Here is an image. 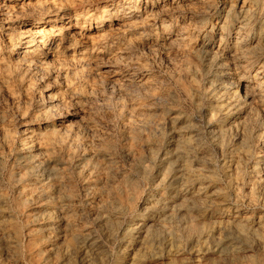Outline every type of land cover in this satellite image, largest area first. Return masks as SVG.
Listing matches in <instances>:
<instances>
[{
	"label": "bare ground",
	"instance_id": "1",
	"mask_svg": "<svg viewBox=\"0 0 264 264\" xmlns=\"http://www.w3.org/2000/svg\"><path fill=\"white\" fill-rule=\"evenodd\" d=\"M256 2L257 0L243 1L240 17L233 20L236 24V29L232 31L235 40L227 46L221 42L226 39L224 33L227 22L226 19L223 21L224 23L220 25L222 37L220 44L214 51L215 53L220 51L229 53L233 58L242 53L245 37H242L241 30H245L249 26L252 18L251 6ZM87 3L88 0H0L1 28L5 30L1 29L3 32H0V70L3 67L7 80L18 82L27 93L34 88V85L22 78V71L40 70L46 75H40L39 78L42 82L48 78L54 81L52 89H49L48 84H45V88L43 87L41 93L39 92L42 106L39 111L29 114L23 113L22 117L27 123L22 131V136H19L20 138H14L5 128L0 129L3 146L7 147L12 155L14 154L18 163V170L10 171L7 174V179L16 192V197L11 199L5 193L3 186L0 185V264H4L5 255L11 259L14 255L16 256L18 245L23 236L28 237L29 252L36 257V259L33 258L36 264H48L49 257L57 256L60 251H62L63 257L55 256L54 262L56 264H73V261H70L73 254L77 252H85L86 254L88 250H92L97 255L95 259H89V264L102 263L107 250L102 246L101 243L104 242H100L97 231H89V229L80 231L77 228L78 219L84 215L95 228L100 224L107 225H105L108 230L105 234V240L118 243L119 259L129 264H151L157 259H167L182 250H188L196 259H194L196 264H210L202 261V258L200 259L201 255L207 251H214L219 255H228L237 251L241 245L250 246L256 240L264 245V219L244 215L238 209H222L218 215L213 211L216 206L218 208L220 205L224 206L235 200L234 195L240 192H236L237 180L231 177L226 167L224 169L225 190L219 189L216 183L210 179L211 176L207 173L209 170L207 171L202 165L206 161L208 165L210 156L208 157L206 152L201 151L202 142L200 143L194 133L196 129L190 120L180 117L176 110L163 119L153 118L151 112L146 109L145 103L142 104L140 101L137 102L136 98L130 97V92L125 90L127 88L126 86L124 88V85L139 83L140 86H147L152 78L142 74L141 69L147 63H144L145 66L142 62L128 65L129 54L127 55V50H130L129 46L135 41L128 39L129 37L128 40L124 38V41L123 39L113 40V33L111 32L114 30L102 34L99 32L97 33L100 34L99 37L94 41V38L91 40L90 32L95 27L92 22L97 24L104 19L101 18V14H97L95 8L89 11V7L86 6ZM258 8L260 9V7ZM111 9L107 5L103 10L107 13ZM123 9L124 12L117 9L113 17L117 19L116 21L122 22L123 26H135L140 17L139 12L129 10L127 5ZM18 19L22 33H27L28 36H19L18 38L13 36L12 24ZM105 21H112L111 16L105 18ZM133 39L135 40V38ZM172 48L173 46L169 49ZM5 57L13 63L4 66L5 63L2 61ZM248 62L244 66L243 64L236 65L235 71L230 72L229 70V77L225 79L229 91H226L227 88L226 90H224L225 88L222 89L223 85L214 83L213 89L205 92L204 98L208 100L207 102L210 103L220 119L218 125L214 122L213 117V120L208 121L213 136H210V139L217 147L220 142L218 138L223 130L227 133L233 128L238 132L236 134L239 135V138H250L254 144L258 142L259 138L257 139L253 133L248 131L249 125L247 127L246 124L238 123L231 118V114L234 112L232 109L236 106H239V109H246L245 107L254 101L256 103L259 101L264 105V65L262 64L252 73V70L250 71L248 68L254 66ZM124 72L127 74L122 81L119 74ZM245 73L249 74L247 80H245V77L248 78ZM152 83L153 81L149 85ZM178 84L181 85V83ZM182 87L184 86L182 85ZM98 88H103L110 95L120 90L121 92L124 91L127 97L129 96L128 104L118 101L115 115L117 114L116 117L122 119L123 125L125 122L126 128L122 131L123 142H120L119 152L121 161L130 167V173L116 166L113 153L117 146L115 141L110 140L111 137L109 140L107 137L103 140L104 134L99 133V139H93L92 150L88 152L81 135L90 134L97 138L94 135L98 133V130H94V125L92 126V114L87 119L85 117V122L79 124L80 126L76 124L77 121L76 123L73 121L74 119H69L72 115L67 113H65L66 116L62 115V110L67 109L71 101L75 99L78 103L88 101L87 99L96 90H99ZM183 90L187 91L188 89ZM102 92L100 93L102 94ZM152 96L150 95V98ZM162 97H166V95H156L155 98L158 100ZM168 97L170 96L167 95L166 99ZM200 97L202 99V96ZM154 102L152 101V104ZM192 105L194 104L192 103ZM203 110L201 109V111ZM251 112L255 128L264 133V121L257 112ZM159 113L163 114L161 111ZM165 124L169 125L171 135H167V130H163ZM1 152L0 160L2 161L4 155ZM257 157L261 159L262 156L258 155ZM194 163H197L196 166ZM232 164L236 166L235 169H238V175L243 177L244 173L242 175V171L240 172L241 169L237 166L238 162L232 159ZM260 169L264 175V168L256 166L253 170L250 169L255 175L254 182L252 181L253 185L254 187L258 186L257 188L259 185L264 186V182L258 178ZM214 175L216 176V174ZM242 192H240L241 196L243 195ZM248 202H258L264 205V200L258 198L254 192L250 193ZM78 206L85 208V212L81 213L82 215L78 211ZM134 212H137L134 217L123 225L117 226V230L111 225L112 216L116 218L114 220H117ZM217 216L218 221L215 220L212 222L213 224L211 223L212 225H203V227L194 225L189 229H180L176 228L177 225L176 227L169 225L173 221L184 219L182 217H188L190 221H193L197 218L213 220ZM204 222L206 221L204 220ZM111 247L113 248L112 245ZM109 249L111 250V248ZM46 253L48 254L46 255ZM116 258L118 257L116 256ZM184 261L186 262V260ZM167 264L179 263L173 258H169ZM249 264L256 263L254 261Z\"/></svg>",
	"mask_w": 264,
	"mask_h": 264
},
{
	"label": "rangeland",
	"instance_id": "2",
	"mask_svg": "<svg viewBox=\"0 0 264 264\" xmlns=\"http://www.w3.org/2000/svg\"><path fill=\"white\" fill-rule=\"evenodd\" d=\"M243 1L244 0H153V1L152 0H132V1L131 0H88V3L86 6H87V8L89 7V11L92 8H95L97 14H99V15L101 14L100 15L101 18L104 19V21L103 20L99 21L101 23L96 24L95 22H92V25L95 27L90 32L91 40H92V38H94L93 39V41H94L103 32H106V31L111 32L114 30L113 32H111V33H113V40H117V39L122 40L123 39V41H124L125 40L124 38H126V40L130 39L132 41H135V43L134 42L131 43L132 45L130 44L132 47L128 45L130 47V50H127V55L129 54L128 56L130 58L127 56L128 57L127 64L130 65V63H136V62L141 63L142 62L143 65L145 66V64L147 63L146 66L144 67L145 69L142 68L141 71H142V74H144L146 76L148 75L147 77H149V78L152 77V78L148 82L147 86L146 85L140 86L139 83H129L128 85L127 84L124 85V88H125V86L127 88L125 90L130 92L129 93L130 97L131 98L133 97V99L136 98L135 100L136 101L138 100L137 102L140 101L142 104L145 103L144 105H145L146 109H148L151 112L153 118L163 119L164 117H167L172 111L176 110V112L178 113V115L180 117H183V118L190 120L192 122L194 128L196 129V131L194 133L197 135L200 143L202 142L201 148H200V149H202L201 151L206 152L208 157L210 156V161H208V165L206 163L207 161L203 162L206 164L202 163L203 167L207 171L209 170L207 173L211 176L210 179L216 183V185L219 189L225 190V188H226V179H225L226 176H225L224 169L226 167V168H228L227 170L230 172L231 177L233 179L235 178V180H237L236 192L237 191H240V192L243 191L242 192L243 195L241 196V193L237 192L234 195L235 200H233L232 203L226 204L224 206L220 205L221 207L218 206V208L216 206V208H214L213 211L218 215V213L222 209H226V210L227 209H238L242 212V214L244 213V215L247 214V215H250V216L258 218V219L259 218L264 219V205L262 203H258V202H251V203L248 202V197L250 196L251 192H254L258 198H260L261 200H264V186L259 185V188H257L258 186L254 187L253 182L255 179V175H253L252 171H251L256 166H258L259 168H264V164H262V162L264 161V133L262 130L255 128V125L252 121L253 119L251 118L252 117L251 111H255L258 113L259 117L264 121V111H263L264 105H262L259 101L257 103L254 101V102L250 103L251 105L248 104L245 107L246 109H239L240 108L239 106L234 107L232 109V112L234 111L235 113L233 112L231 114V118L235 119L238 123H244L247 125V127L249 125L248 131L253 133V135L256 136L257 139L259 138L257 144H254V142H252V140L250 138L249 139L248 138H244V139L239 138V135L236 134L238 132L236 131L235 128H233L231 130H228L229 132L227 131V133H225L223 130L222 134L218 138V140H220V142L218 143L219 145L217 147L212 143V141L210 139V136H212V135H211V128L208 124V121L213 120V118H214L215 119L214 122L218 125L219 124L218 122H220V119L218 117L219 115H217L214 112L213 107L210 105L209 102H207L208 100L206 98H204L205 92H207L208 90H212L214 83H219L220 86L223 85L222 89L225 88L224 90H226V88H227L226 91H229V88H228L229 86L227 84V80H225V79H228V77H229V75H228L229 70H230V72L235 71L236 65L243 64V66H244L246 64V62H248L250 60L248 63L254 67L248 68V70H250V71L252 70V73L255 72L254 70L256 68L261 67L262 64L264 65V14H263L264 13V3H261V2H264V0H261V2H260V0H257L256 3L252 4V6H251L252 18H251V21L249 23V26H247V28L245 30L244 29L241 30L242 31V37H245V41L243 44L244 48L242 49V53H241L243 56L241 54H239V55H235L233 58L232 56H230L229 53H224V52L222 53L221 51L218 53L214 52L216 47L220 44L219 42L221 41L220 39L222 37L220 25L224 23L223 21L225 19L227 22V25L225 26V33H224V34H226V35H224L226 39H223L224 41L222 40L221 42L223 45H226V46L231 45L234 42L235 35L232 31H234L236 29V24H234L233 20L240 17V15H241L240 11H241V6L243 4ZM258 3H260L261 5H259ZM107 5H108V7H111L112 9L110 12L106 13V11H104L103 9L105 7H107ZM126 5H127V8L129 10H134L135 12H139L140 17H141V18L139 17L138 21L136 22L135 26H133V27L123 26L122 22L116 21L117 19L115 17H113V14L116 13L117 9H119V10L121 9V11L124 12L123 8L126 7ZM230 6H231V8H230ZM257 6L260 7V9ZM161 8H162V11H161ZM128 9H126V10H128ZM200 12H201V14H200ZM235 12H236V14H235ZM110 14H112V15H110ZM237 14L239 16H236ZM108 16H111L112 21H110V22L105 21V18H107ZM230 18H232V19H230ZM12 25H13L12 34L14 37L18 38L19 36H23V37L28 36L27 33H25V34L22 33V30L20 28L19 19L14 21ZM182 25H184V26H182ZM1 26H2V23L0 22V32L2 30H4L1 28ZM96 26H97V28H96ZM99 32H100V34H97ZM131 37H132V39H131ZM133 38H135V40ZM171 44H172L173 48L169 49L170 47H172ZM148 45H149V47H148ZM129 47H127V49H129ZM187 48L189 49V52H188ZM226 55L228 56L227 58H226ZM217 56H219V57H217ZM238 57H240V58H238ZM248 58H250V59L248 60ZM235 59H236V61H235ZM2 62L5 63L4 66L7 64L13 63L11 60H9L6 57L3 59ZM228 63H230V64H228ZM182 64H183V66H182ZM182 67H185V68H182ZM37 71L38 70H36V69L31 70L29 72L22 71V78L23 79L25 78V80H28L29 82H31L34 85V88L32 90H30L31 93L29 91L28 92L29 94H28L27 92H25L22 89V87L20 86V84L18 82H14L13 80H9V81L7 80L6 72L3 69V67L0 70V129L1 128L7 129L9 131V133L16 139L20 138L22 136V131L25 127V124L27 123L26 121H24V118L22 117L23 113L29 114L30 112H32V113L38 112L39 109L42 107L40 104V93H41L40 91H42V88L44 87L45 84H48L47 86H49V89L50 88L52 89V87L54 86V81H52V79H50V78L45 79V81L42 82L39 78L40 75H43V76H46V75H45V73H43L40 70L38 72ZM186 72H188V73H186ZM224 73H225V75H224ZM126 74H127V72L119 74L120 79L122 81H124ZM178 75H180V76H178ZM245 75L248 77V78L245 77V80L249 79V74L245 73ZM172 78H174V79H172ZM152 81H153V83L151 85H149V83ZM223 81H224V83H223ZM177 82L181 83V85L178 84ZM182 85L184 87H182ZM195 85H197L198 87H196ZM20 89H21V91H19ZM98 89L99 90H96L93 93L94 95L92 94V96H90L87 99L88 101L83 102L84 104L78 103V101L76 99L71 101L70 102L71 104L68 105L69 107L67 109L65 108L62 110L63 111L62 115L63 116H66L67 114L72 115L69 119L70 120L74 119L73 121H75V123L77 121V123H76L77 125H79V124L81 125L83 122H85V119H87V117L89 118V116L92 114L91 115L92 126L94 125L93 126V128H95L94 130H96V131L98 130L97 131L98 133H96V135H94V136H97V138L96 137L94 138L90 134L89 135L84 134V136L81 135V137L85 141L88 152L90 150H92L91 145L93 144V139H99L98 138V136L100 135L99 133H101V134L103 133L104 134L103 140L107 139V138L109 140L111 137L110 140L115 141V144L117 146L114 153H113L114 162L116 163V166H118V168L121 167V170L123 169V171L130 173L131 172L129 169L130 167L121 161L122 159H120L121 156H120V152H119L120 151L119 149L121 147L120 144L123 142L122 136H121L122 131L125 130V128H126L125 122L123 125L122 119L119 117L117 118L116 117L117 114L115 115V112H116L115 109H117L116 104L118 103V101L122 102L123 104H128L129 96L127 97V95L124 93V91L121 92L120 90H117L112 95H110V94L106 93V91L103 88H98ZM154 89H155V91H154ZM183 89H185V90L190 89L189 93L187 92L188 90L184 91ZM200 90L201 91L203 90V91L201 92ZM98 91H100V92L103 91V92L101 94ZM96 92L98 93V95H96L97 94ZM149 92H150L151 96L154 94L155 97H156V95L157 96H162V95L165 96L166 95V97H162L161 99L157 100L154 96H152L151 97L152 99H151ZM190 92H192V93H190ZM23 93H24V95H23ZM201 93H203V94H201ZM145 94H147V95H145ZM167 95L170 96V97H168V99H166ZM172 95L174 96V98H171V97H173ZM190 95H191V98H190ZM200 96H202V99ZM103 98H105V99H103ZM126 98H128V99H126ZM195 98H196V100H195ZM204 99H206V100H204ZM163 100H166V101H163ZM152 101H155V102L152 104ZM156 101L157 102L161 101V102L157 103ZM202 101L203 102L205 101V103H202ZM172 102H174V103L172 104ZM195 102H197V103H195ZM148 103H150V104H148ZM192 103L194 105H192ZM206 103H207V105H206ZM39 104H40V106H39ZM147 106H148V108H147ZM165 106H166V109H165ZM154 107H155V110H153ZM159 107H160V109H159ZM170 107H172L174 109H172ZM32 109H34V110H32ZM201 109L202 110L204 109L205 111L204 110L201 111ZM234 109H236V110H234ZM245 110H247L249 114ZM160 111L163 112V114L159 113ZM199 111H201V112H199ZM59 113H61V112H59ZM59 113L58 114L56 113V114L59 115ZM65 113H67V114H65ZM155 113H158V114H155ZM260 114L262 117L260 116ZM57 115H53V116H57ZM156 115H158V116H156ZM209 115L210 116L213 115V116L210 117ZM246 115H247V117H246ZM82 116H83V118H82ZM247 122H249L250 124ZM252 123H253V125H252ZM107 125H108V127H106ZM237 125H239V124H237ZM168 126H169L168 124H165L163 126V130L164 131L167 130L166 131L167 135L168 134L171 135V131H170ZM199 126H200V128H199ZM203 127H204V130H203ZM165 128H167V129H165ZM250 129L251 130L253 129V130L251 131ZM203 133H205V134H203ZM86 136H87V138H84ZM204 136H206V137H204ZM208 137H209V139H208ZM225 138H226V140H225ZM1 139H2V137L0 135V144H1L0 145V148H1L0 152L2 151L3 153L2 152L1 153L4 155V156H2L3 157L2 161L0 160V178H1L0 179V185L3 186L2 188L4 189L7 196H9L11 199H13L14 197H16V192H15L13 186L9 183V181L7 179V174L10 171L18 170V163L16 162L14 154L12 155V153H10L9 149L7 147L5 148L3 146ZM259 141H260V143H259ZM87 142H89V143H87ZM17 144H19V141H17ZM258 144H259V146H258ZM212 146H214L215 148ZM3 147H4V149H3ZM225 151H226V153H225ZM253 152L255 155L253 154ZM258 155L262 156L261 159L257 157ZM213 159L215 162L212 161ZM232 159H235L238 162L237 166L240 167L239 169H241L240 172L242 171L241 172L242 175L244 173L243 177L242 176L240 177L238 175V169L234 168L236 166H234L232 164ZM194 164H195L194 166H196L197 163H194ZM244 166H245V168L243 169ZM233 169H235V170H233ZM218 172H219V174H217ZM214 174H216V176ZM263 176L264 175L260 169V173H259L258 178H260L259 180H261L262 182H264ZM217 177L219 178V180H217L218 179ZM2 182H4V183H2ZM12 192H14L15 194ZM237 195H239V196H237ZM237 197L240 199H238ZM138 206H139V204L137 205V209H138ZM230 206H232V207H230ZM77 208H79L78 211H80L79 212L80 214L85 212L84 206H78ZM139 209H140V207H139ZM136 213L137 212L128 214V216H125L122 218L117 217L118 218L117 220H114L116 218L114 216H112L113 218L111 217V225L114 226L113 228H116L115 230H117L119 225H123L130 218L132 219ZM82 218L78 219L80 222L79 221L77 222V226H78L77 228L80 231L85 230V229H89V231H97L98 238H99L100 242H104L101 244H103L102 246L107 250V253H106L107 256L105 255L102 263L100 262V264H129L128 262H125V261L123 262L121 259H119L120 257L118 255V251H117L119 244L116 243L115 241H113L112 242L113 244H112L111 242H108L107 240H105V234L108 231L106 229V226H107L106 224H104V225L100 224L99 226L96 227L97 228L96 229L95 226L93 224H91V222H89V220H87L86 216L84 217V219H82ZM182 218H184V219H181V220L179 219L178 221H173L169 225L171 227H176V225H177L178 227H176V228H180V229H182V228L183 229H189L190 227H192L194 225H199V226L201 225L200 227H203V225H205V226L210 225L215 220L218 221V216L215 217L216 219L214 218L213 220L198 219L197 218V219H194L193 221H190L188 217L187 218L182 217ZM204 220L206 222H204ZM119 221H120V223H119ZM89 226H91V227H89ZM217 235H219V234H217ZM49 241H50V239H49ZM253 244L250 245L251 247L248 245H241V247L238 249L240 252L237 250V251L233 252L234 254L232 253V254H228V255H225V254L219 255V253H217V252L207 251V253L205 252L201 255L200 259L202 258L201 259L202 261L208 262L210 264H231V263L232 264H245V263L249 264V263L254 262V261L256 264H263L264 263V245L259 243L257 240L254 241ZM28 245H29L28 237H26V236L21 237L20 244L18 245V248H17L18 252H16V256L14 255L11 259L9 256L5 255L4 256V264H9V263L10 264H28V263L29 264H36L34 262L35 261L34 259H36V257L31 255V253L29 252ZM111 245L113 246L114 249L111 247ZM106 246H108V247H106ZM109 248H111V250ZM47 254L48 253H46V255ZM84 254H85V252H77V253L72 255L73 257L70 258V261L71 262L73 261L72 262L73 264H89V259H95V257L97 256L96 253L93 252L92 250L91 251L88 250V252H86L85 255ZM55 256L49 257L48 264H56V262H54L56 260V257H61V256L63 257L62 251L58 252L57 256L56 257ZM116 256L118 258H116ZM107 257H109V258H107ZM169 258L170 259L173 258L179 264H183V263L184 264H196V261H195L196 259L193 257L192 254H190V252L188 250L179 251L178 254L175 253L174 255H172ZM169 258L164 259V260L163 259H157L155 262H153L151 264H167ZM189 259H191V260H189ZM184 260H186V262ZM229 262H231V263H229Z\"/></svg>",
	"mask_w": 264,
	"mask_h": 264
}]
</instances>
